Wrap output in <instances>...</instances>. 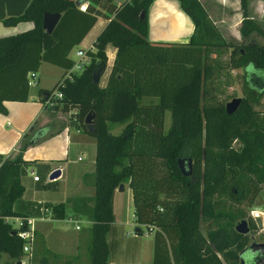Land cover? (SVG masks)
I'll return each instance as SVG.
<instances>
[{"label": "trees", "instance_id": "16d2710c", "mask_svg": "<svg viewBox=\"0 0 264 264\" xmlns=\"http://www.w3.org/2000/svg\"><path fill=\"white\" fill-rule=\"evenodd\" d=\"M84 1L86 10L81 11L74 0H29L7 19L31 21L32 26L0 37L4 111L3 100L27 98V74L40 61L70 68V49L97 16L106 19L85 49L88 60L64 78L61 97L46 106L68 112L70 121L95 142L93 170L82 175L93 193L53 204L52 216L62 218L67 203L89 220V264H107L111 196L119 184H126L134 222L153 231V258L144 264H240L248 237L234 229L236 220L246 216L239 205L249 207L264 183V111L257 107L264 94V43L246 40L260 28L247 17L245 0H239V43L222 37L200 0H178L193 23L186 41L147 39L152 0L79 4ZM44 11L60 13L50 33L41 26ZM107 44L114 47V56L100 85ZM238 67L243 70L238 73L241 95L228 113L225 103L234 95L228 90L234 81L230 69ZM51 90H42L43 101ZM165 110L170 123L164 130ZM86 115L93 132L85 128ZM115 123L122 127L113 133ZM42 135L34 129L14 156L0 157V264H16L22 251L24 239L18 232L25 225L12 226L6 217L21 215L13 206L23 192L20 175L26 160L21 151ZM178 158H190V174L180 172Z\"/></svg>", "mask_w": 264, "mask_h": 264}, {"label": "crops", "instance_id": "0c3cea01", "mask_svg": "<svg viewBox=\"0 0 264 264\" xmlns=\"http://www.w3.org/2000/svg\"><path fill=\"white\" fill-rule=\"evenodd\" d=\"M29 0H0V37L4 35L14 34L21 30L32 26L31 21H16L8 22L9 17L18 15ZM123 0L116 1L115 4H120ZM88 3V1H84ZM168 16H171L172 26L178 29L177 32L166 30L172 33V36H162L161 33H153L151 27L153 23L164 22ZM97 16L93 25L85 33L78 44H84L88 33L95 27L98 20ZM99 20V27L96 29L86 46H91L96 34L103 27L106 19L101 17ZM193 23L191 19L179 7L178 0H152L147 9V39L149 41H186L192 31ZM78 49V48H77ZM76 49V50H77ZM71 50V49H70ZM75 50V51H76ZM70 52V51H69ZM106 63L110 55L111 60L114 56V49H110L108 54L107 45L105 46ZM69 56V53H68ZM41 62V61H40ZM112 61L109 63V68ZM40 63L36 73V84L40 80L39 72ZM106 71V76L108 70ZM64 69L62 68L55 77L54 82L60 77ZM105 79L102 83L104 84ZM28 77V74H27ZM100 78V77H99ZM100 84V83H99ZM101 85V84H100ZM42 87H39L36 92L29 93L25 100H3L4 111H0V157L14 156L22 146V142L26 140L28 135L35 128L39 126L48 127V133L45 136L38 138L31 144L26 145L21 151V157L26 160L23 163V172H25L26 164H36L37 166L46 170L47 184L50 186H38L40 178L33 180L34 188L26 189L23 185V192L19 198L14 201V209L19 211L21 215L6 217V220L13 218V220H29L32 228V240L30 243V264H46L49 262V257L58 259L59 261H66L69 264H89L88 245L90 242L89 230L85 232L83 239L79 236H67L62 233V229L58 225V220L71 221L76 220L81 215L72 212L70 206L66 203L64 207V215L62 218H55L52 216L51 206L58 202H65L66 198L71 195H91L93 187L85 184L82 179L84 173L92 172L93 159L88 166H69L70 160H67V153L70 147H74L84 138L79 134H74L70 127H75L76 132H81V128L72 123L67 116L63 119L61 125H58L55 120L58 118L56 110H47L45 101H43ZM55 123V124H54ZM76 141V142H75ZM42 151V152H41ZM40 160H33L38 158ZM33 156V157H32ZM38 156V157H37ZM61 156V157H57ZM62 158L64 161H58ZM78 159V157H76ZM46 160V161H45ZM55 160V161H53ZM74 160V159H73ZM49 161V162H48ZM62 163V164H61ZM58 169L59 173L55 177H49V174ZM29 175L32 174L30 169ZM55 178V179H54ZM54 179V180H53ZM59 181V188L55 187L53 183ZM124 185V184H123ZM122 188L123 189V186ZM115 188L111 196V208L113 213V220L111 221L108 230L105 233V241L107 243V264H144L150 263L153 258V231H144L135 233L137 228H144L133 220V206L131 212V219L128 220L126 215V207L129 198L124 196L121 201L120 190ZM129 189V188H128ZM82 193H76L78 191ZM130 200V189L127 190ZM117 197L120 199L118 200ZM117 200V201H116ZM117 209V210H116ZM72 213H67V211ZM115 212H118L116 215ZM73 217V218H72ZM82 221L88 224L90 222L82 216ZM126 224L132 225L131 230H124ZM74 229L79 231L82 227ZM77 235V232L75 233ZM82 248L80 250V246ZM52 253L56 256H52ZM48 259H47V258ZM3 258V257H2ZM44 258V259H42Z\"/></svg>", "mask_w": 264, "mask_h": 264}, {"label": "rangeland", "instance_id": "374dc122", "mask_svg": "<svg viewBox=\"0 0 264 264\" xmlns=\"http://www.w3.org/2000/svg\"><path fill=\"white\" fill-rule=\"evenodd\" d=\"M116 1L120 0H113L115 3ZM204 8L206 9V12L208 14V18L210 21L213 22V24L218 28L220 31L222 37L226 40H229L231 42L239 43L241 40L238 27L240 24V20L242 18L241 16V9H240V2L239 0H200ZM245 9H246V14L247 17L252 18V20L258 25L260 28V32L254 31L252 32L246 40H249L250 42H255V43H264V36L262 35V32H264V0H245ZM99 20H102L101 17H98V20L96 22L95 27L91 29V31L88 33V35L85 38L84 44H75L70 52H69V57L75 61V62H81L79 68H73V72H79L82 68L83 62L87 61L88 58L85 54L81 59L79 58L78 55L75 54V50L77 48H81L85 50L89 46H86L87 43L90 41L94 31L98 29L99 27ZM171 16H168V18L163 22H157L152 24V31L153 33H161L162 36H172V33L167 32L166 30L169 31H175L177 32L178 29L174 28L172 26L173 22H170ZM110 49H114V47L111 44H107V52L109 54ZM81 60V61H80ZM111 57L109 55L108 57V62L107 65H105L104 70L102 71L100 78H99V83L102 85L105 76H106V71L109 68V63L111 62ZM62 69V67L52 64L47 61H41L40 62V67H39V72H40V80L37 85H31L29 86V93H34L39 87H42L43 89H51L53 84L55 83V77H57V73ZM242 67L238 68H233L230 69V74L234 77L233 83L228 86V90L232 91L234 93L233 97H239L241 95V86H240V76H238V73H241ZM230 97V96H229ZM227 98V101L230 100L232 97ZM261 110L264 111V94L260 98L259 101V106H257ZM47 110L48 107H46ZM58 118L55 120V122L58 123V125H61V122L63 119H66L68 116V112H63L61 110H56ZM170 123V113L168 110L164 111V118H163V128L164 130ZM55 124V123H54ZM122 127V124L115 123L111 128L110 131L113 133H116L120 130ZM39 129V132H42L43 135L45 136L48 133V127H43L39 126L38 128H35V132ZM71 131L75 134H79L84 138L83 141L79 142L74 147H70L68 149L67 153V160H70L67 165L69 166H88L91 165L90 161L92 160L94 156V150H95V142L94 138L90 136L89 134L81 131V132H76L75 127L71 126L70 127ZM42 138V137H41ZM40 139V138H39ZM76 142V141H75ZM235 143V142H234ZM42 152V151H41ZM39 156V155H38ZM37 156V157H38ZM33 157V156H32ZM35 157V156H34ZM32 158L33 160H40L41 156L38 158ZM61 157V156H57ZM78 157V159L76 158ZM58 161H64L62 158H58ZM74 159V160H73ZM46 161V160H45ZM55 161V160H53ZM49 162V161H48ZM62 164V163H61ZM183 165L185 166V163L183 162ZM93 166V164H92ZM25 172L21 173V181L25 185L26 189H31L32 187L34 188V182L31 180V174L29 175L30 169H32V174H36L40 180L38 182V186H50L52 184H47V174L46 170L37 166L36 164L31 163L26 164L24 166ZM55 179V178H54ZM53 179V180H54ZM55 187L59 188V181L56 183H53ZM123 189L120 190V196H121V201L123 200L124 196L127 197V199L130 197L126 191H129V187L124 184ZM260 190L257 193L256 197L252 201V204L247 207L242 204H240V208L244 210L246 213V216L243 217V219L246 220V217L249 216L252 218V221L254 222V229L249 230L246 233V236L248 237L247 243L251 241L253 244H260L264 243V183L260 185ZM76 193H82V191H78ZM126 194V195H125ZM118 200H120L117 197ZM127 202V207H126V215L128 220L131 219V212H132V203L131 201ZM117 201V200H116ZM224 201L229 203L228 199H224ZM253 209L254 212L256 213L254 216H251L249 213V210ZM117 210V209H116ZM67 213H72L70 210L67 211ZM116 215H118V212H115ZM73 218V217H72ZM238 220V219H237ZM9 222L12 224V226L17 225V220H13V218L9 219ZM259 224V226L256 225ZM74 224L81 225V229L79 231H76L74 229ZM58 225L62 229V233L65 235H69L72 237L79 236L81 239H83L85 232L81 233L82 231L86 230V232L89 230L88 229V224L84 223L82 221V216L77 217V219L74 221H67L66 219L64 220H58ZM124 230H133L132 225L126 224L124 226ZM77 232V235L75 233ZM250 243V244H251ZM262 245V244H260ZM82 248V244L80 246V250ZM83 249V248H82ZM6 255L3 254L2 257H5ZM249 258L247 257L246 260ZM248 263V262H247ZM46 264H69V262H64V261H59L58 259L49 257V262L47 261Z\"/></svg>", "mask_w": 264, "mask_h": 264}, {"label": "built area", "instance_id": "2783aa9c", "mask_svg": "<svg viewBox=\"0 0 264 264\" xmlns=\"http://www.w3.org/2000/svg\"><path fill=\"white\" fill-rule=\"evenodd\" d=\"M86 2H82L80 4H78V8L81 11H85L86 10ZM75 54L79 56V58L81 59L83 56H85V50L78 48L75 51ZM81 61V60H80ZM86 62V61H84ZM83 62V63H84ZM81 62H75L73 63V65L64 70L63 76L61 78H59L54 86L52 87V90L50 92V94H47V98L45 99V105L46 106H51L54 103L55 98H60L61 97V88L63 86V80L64 78H69L71 75V72H73V68H79ZM36 73L35 71H30L28 72V77H27V85L31 86V85H35L36 84ZM1 161V158H0ZM33 180H37L38 176L36 174L32 175ZM250 213H254L253 209H250ZM68 220L70 221L71 219L68 218ZM29 220H27L26 222H24L23 220H19L16 226H19L21 224L25 225V229H21L18 232V235L24 239V242L22 243L21 246V254L19 255L17 261L18 264H30V243L32 240V228L29 224ZM79 225H75V228H78ZM146 231L143 228V232Z\"/></svg>", "mask_w": 264, "mask_h": 264}, {"label": "water", "instance_id": "95a60500", "mask_svg": "<svg viewBox=\"0 0 264 264\" xmlns=\"http://www.w3.org/2000/svg\"><path fill=\"white\" fill-rule=\"evenodd\" d=\"M79 1L80 0H74V4L78 5ZM141 15H142V12H141ZM59 16H60L59 12L44 11L42 14V20H41L42 28L46 32L50 33L52 31L54 25L56 24ZM98 75H99L98 70L93 73V80L94 81H97ZM238 101H239V97H233L229 101H227L225 103V111L228 113L233 111L236 108ZM84 124H85V128L88 132L94 131L93 125L90 122V118L88 115H86L84 118ZM183 162L185 163V166L183 165ZM177 164H178L179 170L182 174H184V175L190 174V172H191V160H190V158H187L185 161L183 160V158H178ZM58 173H59V170L55 169L49 174V177L50 178L55 177L58 175ZM121 188H122V185L119 184L118 189H121ZM234 229L239 233H246L248 231V227H247L245 219H240L238 222H236V224L234 225ZM260 244L264 245V243H260ZM242 261L243 260L240 259V264L242 263ZM16 264H18V261H16ZM261 264H264V260L262 261Z\"/></svg>", "mask_w": 264, "mask_h": 264}, {"label": "flooded vegetation", "instance_id": "af4514ba", "mask_svg": "<svg viewBox=\"0 0 264 264\" xmlns=\"http://www.w3.org/2000/svg\"><path fill=\"white\" fill-rule=\"evenodd\" d=\"M249 213H250V210H249ZM255 214L250 213L251 216H254ZM240 219H243V218H239L238 220H236V222H238ZM245 221L248 227V231L254 229L255 226H254V222L252 221V218L247 216ZM256 225L259 226L257 222H256ZM250 243L251 241L246 243L245 246L240 250L241 251L240 253H242V256H244L243 263L248 262V264H261L262 261L264 260V245L253 244V243L250 244ZM247 257L249 258L248 260H246Z\"/></svg>", "mask_w": 264, "mask_h": 264}]
</instances>
